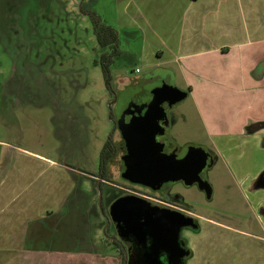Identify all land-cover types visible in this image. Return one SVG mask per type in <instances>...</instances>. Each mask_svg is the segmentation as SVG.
Returning a JSON list of instances; mask_svg holds the SVG:
<instances>
[{"label":"crops","instance_id":"0c3cea01","mask_svg":"<svg viewBox=\"0 0 264 264\" xmlns=\"http://www.w3.org/2000/svg\"><path fill=\"white\" fill-rule=\"evenodd\" d=\"M120 1L127 36L142 38L146 67L157 71L153 77L171 75V82L188 90L210 140L201 144L216 152V165L223 161L232 173L245 170L243 147L264 149V0ZM0 100V264H117L116 252L103 255L96 248L109 241L103 229V236L94 232L104 224L93 181L102 175L69 159L65 149L72 138H59L57 155L36 147L34 119L42 133L46 118L34 110L23 119L16 108L38 106L42 115L58 107L51 116L61 120L66 114L76 119L74 112L64 111L69 105L59 100ZM180 115L183 131L189 130V115L183 109ZM61 122H48V130L61 135ZM19 132L22 143L12 140ZM105 142L88 147L90 165L99 167ZM76 149L83 151L79 144ZM259 166L241 179L234 173L240 189L255 198L253 214L243 217L246 225L242 217L197 213L198 227L187 231V264H264V182H258L264 159Z\"/></svg>","mask_w":264,"mask_h":264},{"label":"rangeland","instance_id":"374dc122","mask_svg":"<svg viewBox=\"0 0 264 264\" xmlns=\"http://www.w3.org/2000/svg\"><path fill=\"white\" fill-rule=\"evenodd\" d=\"M83 8L95 11L105 23L119 31L121 54L115 57L111 66V89L106 83L101 62H96L104 49L98 43L90 14ZM124 13L120 0H0V99L11 98L22 103L59 100L69 105L62 109L73 111L76 118L74 120L67 114L60 117L62 120L52 117V111L58 107L46 109L47 112L42 115L37 112L41 111L38 106L16 109L23 119L28 120L29 112L34 110L36 117L46 118L42 133L36 118L34 119L32 138L36 147L53 151V155H57L60 152L57 150L62 149L60 139L72 138L73 140H68L69 146L65 149L69 153V159H76L81 163L82 169L99 175V167L90 165L92 154L88 147L91 149L93 141L97 145L111 138L114 145L118 146L117 156L123 152L122 135L111 112L113 115L118 113V109L128 98V91L134 81L146 82L157 73L156 69L153 71L147 68L142 58L141 52L145 45L142 38L127 36ZM172 78L167 75L166 81H171ZM171 107L179 121L171 127V135L177 145L210 142L201 128L199 116L188 95ZM182 109L189 115V130L183 131L184 120L180 117ZM48 122L66 124L65 132L58 135L52 128L48 130ZM77 129L79 130L76 132ZM21 135V132L16 133L12 140L22 143ZM41 140H46L47 146ZM78 144L83 147V151L76 149ZM243 148L246 150L243 163L246 164L245 170H234L240 179L245 171L255 174L260 161L264 159V149L257 151L252 149L253 145ZM114 165L118 170V160L114 161ZM229 170L220 161L210 171V195L196 184L186 186L175 182L172 189L183 193L186 200L189 199L192 210L197 213L226 219H243L253 214L250 198L254 201L255 198L253 194H246L247 191L240 189L241 184H238L235 174ZM84 179L91 182L93 178L85 175ZM93 181L96 196L100 188L97 181ZM104 186L105 193L110 188V183ZM98 198L96 196L100 204ZM98 212L104 225L109 223L103 211L98 209ZM240 222L246 225L247 221L243 219ZM94 229V232L103 236L102 227ZM183 230L182 236L185 233ZM111 232L115 233L112 228ZM105 241L107 240L97 242L96 248L103 255L113 254L116 250L113 243ZM96 248L92 250L95 251Z\"/></svg>","mask_w":264,"mask_h":264},{"label":"flooded vegetation","instance_id":"af4514ba","mask_svg":"<svg viewBox=\"0 0 264 264\" xmlns=\"http://www.w3.org/2000/svg\"><path fill=\"white\" fill-rule=\"evenodd\" d=\"M118 55L119 54H116L115 57ZM158 77L159 76L148 78L146 82L134 81L131 84L125 104L129 102L132 111L128 109L130 112H127L129 114H127V117H134L133 113H135V115L146 114L150 103V97L153 94L148 88L150 83L147 84V82H153L157 80ZM167 82L171 83V81ZM175 103H170L168 101L163 102L165 116L159 117L160 126L159 131L156 133V138L163 144L164 152L180 153L187 146L177 145L171 135V127L177 121L171 107V105ZM122 107L123 106L120 108ZM116 114L118 113L113 115V112H111L113 119L115 116L114 121L116 126H119L116 120ZM119 130L122 135L123 152L117 156L118 146L113 145V148H111L110 152L106 154L104 158L100 157L99 171L102 176L101 179L97 181L100 182V189L97 195L99 196L98 201L100 203L98 204L100 205V207L98 206L99 211L101 209L109 219V223L105 225L103 224V230L106 233L108 240L113 243L114 248L116 249L115 258L117 264H187L190 249L188 246V236L186 231L187 227H189L188 229H195L198 227V217L197 212L192 210V206L188 201L189 199L186 200L183 193L179 190L172 189V187L175 182L183 183L186 186H193V184H196L208 195H210V193L207 192L205 187L200 186L199 180L186 182L183 178H177L175 180H167L163 182L160 187L154 188L148 184L125 177L123 172L127 169L128 165L131 163L133 164L134 161L130 158V155L127 156L129 150L126 140L123 137L120 127ZM162 130L164 131L162 132ZM194 145H201L208 150L210 164L206 165L200 171V176L209 183L210 171L216 166L218 155L212 148L205 144ZM115 160H118V164L120 165L118 170H116L117 167L114 165ZM107 176H110V178L106 180ZM263 176L264 172L259 177V180L262 181ZM105 182L110 183L109 189L111 190L108 189L104 193ZM262 182H264V180ZM131 194L146 200L148 202L147 205L152 207L151 210H147L149 212H146L144 206H139L134 202H130L128 206H132L128 207L125 211L124 207L127 206L123 207L120 202H117V200L122 196ZM142 203L145 204L144 202ZM117 205H119V209ZM182 215L193 217L196 226H192L191 224L181 226L178 237V250L172 251V249L167 247H159L157 254L154 257L151 253L153 252L156 243V234L159 232H166L169 220L173 219L174 221H177ZM111 228L115 233L111 232ZM184 228L185 230H183ZM182 230L185 231L183 236Z\"/></svg>","mask_w":264,"mask_h":264},{"label":"water","instance_id":"95a60500","mask_svg":"<svg viewBox=\"0 0 264 264\" xmlns=\"http://www.w3.org/2000/svg\"><path fill=\"white\" fill-rule=\"evenodd\" d=\"M148 88L153 94L150 97L149 107L145 115L133 113L134 117H127L128 113L132 111L129 102L122 105L123 107L119 109L117 114V123L129 150L127 156L130 155L134 161L133 164L128 165L123 175L154 188L160 187L167 180L177 178H183L186 182L199 180L200 186L205 187L207 192L211 193V185L200 176V171L210 164L208 150L201 145H190L180 153L164 152L163 144L156 138L160 126L159 117L165 116L163 102H178L187 96L188 90L178 87L173 82H166L164 77L150 83ZM117 202H120L123 207L127 206L124 207L125 211L132 206H128L130 202L144 206L146 212L152 208L147 205L146 200L132 194L120 197ZM117 206L119 209V205ZM186 224L196 226L194 218L185 215H182L177 221L169 220L167 231L156 234V243L151 254L155 257L159 247H167L172 251H177L179 232L181 226Z\"/></svg>","mask_w":264,"mask_h":264},{"label":"trees","instance_id":"16d2710c","mask_svg":"<svg viewBox=\"0 0 264 264\" xmlns=\"http://www.w3.org/2000/svg\"><path fill=\"white\" fill-rule=\"evenodd\" d=\"M83 9L90 14L98 43L104 49L100 58L96 59V62H101L106 83L111 89V66L114 63L115 55L120 52L119 32L114 26L105 23L102 17L95 11L86 8ZM113 145L114 142L112 139L108 138L102 148L101 158H104L110 152Z\"/></svg>","mask_w":264,"mask_h":264},{"label":"built area","instance_id":"2783aa9c","mask_svg":"<svg viewBox=\"0 0 264 264\" xmlns=\"http://www.w3.org/2000/svg\"><path fill=\"white\" fill-rule=\"evenodd\" d=\"M136 70H138V71H139V68H136Z\"/></svg>","mask_w":264,"mask_h":264}]
</instances>
